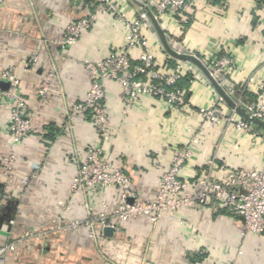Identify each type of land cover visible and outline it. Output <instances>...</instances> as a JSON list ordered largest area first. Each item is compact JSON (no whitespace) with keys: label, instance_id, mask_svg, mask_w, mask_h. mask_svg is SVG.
Wrapping results in <instances>:
<instances>
[{"label":"crops","instance_id":"1","mask_svg":"<svg viewBox=\"0 0 264 264\" xmlns=\"http://www.w3.org/2000/svg\"><path fill=\"white\" fill-rule=\"evenodd\" d=\"M113 1L131 20L140 4L148 3ZM93 9L86 0H4L0 8V70L14 69L21 78L33 127L13 149L14 160L7 166V113L0 108V245L15 243L2 264H264V236L246 233L240 218L211 205L166 213L156 224L146 217L118 221V230L103 232L96 241L84 226L63 227L84 220L86 204L98 210L101 202H118V191L112 188L71 192L91 145L101 144L105 160L130 177L144 202L154 198L169 167L170 150L194 137L199 142L183 168L184 177H199L213 156L218 166L228 168L256 170L264 165L260 137L223 125L210 129L198 114L157 97L143 96L127 111L120 84L114 81L105 84L109 139L100 142L90 114L70 113L68 108L88 89V75L80 64L118 52L124 26L109 15H98L75 44L63 50L55 45L68 22L87 17ZM157 20L173 49L198 57L206 66L222 55L231 58L234 67L225 76L226 87L234 90L235 100L244 93L254 96L246 87L264 78V0H195L187 12ZM143 35L159 65L172 68L179 63L163 50L149 21ZM34 55L39 64L24 68L22 62ZM131 56L136 64L138 51ZM182 66L187 72L180 83L192 109L222 103L196 68ZM42 80L51 83L45 107H39L36 96ZM28 232L33 236L26 238Z\"/></svg>","mask_w":264,"mask_h":264},{"label":"built area","instance_id":"2","mask_svg":"<svg viewBox=\"0 0 264 264\" xmlns=\"http://www.w3.org/2000/svg\"><path fill=\"white\" fill-rule=\"evenodd\" d=\"M93 12L85 18L68 22L62 38L55 43L61 50L75 44L80 35L91 28L98 15H109L124 26V44L116 53L106 58L91 62L84 60L80 65L88 75V89L82 100L72 103L68 112L90 114L100 142L109 139L106 128L107 109L105 107V84L114 81L120 84L125 98V107L130 111L133 104L143 96L157 97L169 106L184 112L198 114L210 129L223 125L226 129L234 128L239 132L260 137L264 147V133H258L253 125L236 115L224 104L205 108H191L185 92L177 85L184 78L187 69L179 62L175 67L159 65L143 35L146 12L140 8L135 19H128L113 0H94ZM195 0H148L145 4L158 19L163 15L176 16L187 12ZM4 0H0V8ZM153 9V10H152ZM138 51L136 64H131L132 52ZM24 68H35L39 64L38 56H30L22 62ZM234 61L227 55L213 59L208 67L212 75L233 96L234 90L226 87L225 76L233 69ZM52 76V75H51ZM0 82L7 87L0 91V108L7 113L6 133L10 142V154L5 158L8 166L13 160V149L23 142L32 132L31 118L26 113L25 100L21 94V78L14 69L0 70ZM246 90L255 96L252 103L241 104L246 112L264 122V78L257 83L249 81ZM39 107L49 105L51 83L39 82L36 88ZM194 137L186 144L170 150L169 167L162 173L158 190L150 202L139 199L133 190L130 177L125 172L105 160L101 144L91 145L86 149L84 159L77 168L71 183V192L77 195L91 188L116 189L118 202L110 206L101 202L94 210L85 205L86 218L82 221L65 222L63 227L76 229L86 227L89 237L96 241L105 228L118 230L116 222L136 220L146 217L153 224L160 221L166 213L173 215L193 207L211 205L243 222L246 233L264 236V165L256 170L228 168L217 165V157H211L199 177H184L182 171L191 160L192 151L198 144ZM33 236L28 232L25 237ZM15 248L10 242L0 245V264L5 255Z\"/></svg>","mask_w":264,"mask_h":264},{"label":"water","instance_id":"3","mask_svg":"<svg viewBox=\"0 0 264 264\" xmlns=\"http://www.w3.org/2000/svg\"><path fill=\"white\" fill-rule=\"evenodd\" d=\"M140 8H143L146 12L147 19L151 23L152 29L157 35V38L166 52V54L174 60L179 62H183L190 67H194L197 71L209 82L213 90L215 91L216 95L218 96L219 100L230 110H232L236 115L240 118L244 119L245 121L249 122L253 126H256L264 132V122L260 121L257 118L250 116L246 110L236 102L233 96L229 95L225 88L219 83V81L212 75L209 68L196 56L185 53L179 52L173 49L166 38L164 31L162 30L157 18L154 16L153 12L145 5L140 4ZM0 87L5 89L7 87L6 83H0ZM1 220V219H0ZM104 234L111 235L113 233L112 228H105L103 230Z\"/></svg>","mask_w":264,"mask_h":264},{"label":"trees","instance_id":"4","mask_svg":"<svg viewBox=\"0 0 264 264\" xmlns=\"http://www.w3.org/2000/svg\"><path fill=\"white\" fill-rule=\"evenodd\" d=\"M86 3L87 4H92L93 5V7L95 6V1L94 0H86ZM153 10V9H152ZM153 12H154V10H153ZM210 66V64L209 65H207V67H209ZM184 79V78H183ZM177 87L179 88V89H182V84L179 82V84L177 85ZM254 99H255V96H252V95H249L248 93H244V94H242V96H241V99H240V103L241 104H246V103H252V102H254Z\"/></svg>","mask_w":264,"mask_h":264}]
</instances>
